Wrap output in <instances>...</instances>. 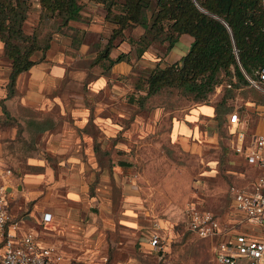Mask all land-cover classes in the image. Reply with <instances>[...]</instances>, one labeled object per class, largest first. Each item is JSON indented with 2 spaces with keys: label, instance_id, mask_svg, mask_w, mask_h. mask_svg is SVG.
<instances>
[{
  "label": "rangeland",
  "instance_id": "374dc122",
  "mask_svg": "<svg viewBox=\"0 0 264 264\" xmlns=\"http://www.w3.org/2000/svg\"><path fill=\"white\" fill-rule=\"evenodd\" d=\"M114 1L119 3L122 0ZM29 2L30 8L24 24L25 33L36 32L44 44L51 41L56 32H70L59 16L43 18L42 6L38 0ZM81 2V11H87L89 1ZM118 9V5L112 6L114 12ZM137 34L136 29L131 30L132 37H137ZM188 37L193 40L191 36ZM82 38L78 39L81 41ZM103 48L88 56L84 55L88 58L82 64L87 68L88 64L90 67L95 66L99 73H105L107 69L101 71L99 68L102 64L103 69L109 66L108 61L99 57ZM165 50V44L154 45L140 58H136L135 51L131 48L123 58L131 69L123 78L125 80L118 78L122 80L121 88L115 89V92L128 96L135 94V102L130 103L125 97L110 99L109 96L107 100L102 96L101 99L97 98L98 101L90 102L91 109L101 115L100 118L96 117L100 122L99 127L89 130L95 142L94 157L97 162L88 163V169L86 168L87 183L90 184L88 190L80 189L86 177H80L78 183L74 184L76 196L72 194L71 186L67 183L70 175L64 172L55 175L54 179L43 180L36 186H31L27 181L31 175L27 172H40L43 167L30 165L42 166V163H36L40 159L44 161L45 167L57 169L56 154L46 145L44 136L38 137L31 131L35 129V125H21L15 117L0 115V187H5L8 209L12 216L31 226L35 225V217L51 215V210L59 208L69 210L75 207L79 218L82 213L85 215L88 212L87 219L79 220L83 225L100 224L101 214L110 215V226H114V231L111 233L106 230L105 239L109 245L103 248L104 256L98 260L102 264H119L126 258L156 262L157 258L152 253L148 254L151 248L149 238L155 230L160 234L165 254L161 264H220L212 252L215 242L200 238L187 229L184 209L189 205L209 209L228 228L235 220V213L230 205L229 188L232 185H248L253 179L254 170L232 148V138L228 133L234 129L236 122L231 125L226 122L221 125L216 123L215 141L204 145L199 151L183 149L172 137L171 123L182 118L197 104L215 108L224 93L222 86L210 94L206 103H194L176 89L162 90L159 94L146 98L143 103L136 99L144 95V92L134 90L145 78L143 71L157 63L160 66L169 64L164 61L167 55ZM41 55L38 51L33 58L42 59ZM0 63L5 72H9V61L4 56L3 49H0ZM92 77L94 75L89 78ZM55 93L61 97L66 108L75 103L76 95H83L82 103L88 104L86 81L80 85L62 81L60 85L57 84ZM262 102L264 95L247 85L234 91V97L228 100V104L233 106L232 111L243 116L244 121L242 123L238 119L240 124L235 128L236 131H247L246 135L251 137L262 129ZM63 120L71 123L69 118ZM81 167L85 171V166ZM61 177L63 181L59 180ZM61 183L65 186L59 187ZM127 184L138 186L139 192L136 204L130 207H124L122 202L121 188ZM69 197H74L75 203H71ZM123 208L130 212L122 214ZM131 210L136 214L134 218L140 222L136 232L130 229L133 218L127 216ZM91 213L98 217L90 220ZM26 229L29 228L26 226ZM110 239H116L117 244L113 246ZM53 246L59 249L56 245ZM58 251L63 254L60 249Z\"/></svg>",
  "mask_w": 264,
  "mask_h": 264
},
{
  "label": "crops",
  "instance_id": "0c3cea01",
  "mask_svg": "<svg viewBox=\"0 0 264 264\" xmlns=\"http://www.w3.org/2000/svg\"><path fill=\"white\" fill-rule=\"evenodd\" d=\"M81 14L79 20L68 22L66 28H68L70 34L54 33L49 49L45 53L41 52L42 59L37 60V63L19 74L14 94L9 97H7L9 72H5L0 63V115L7 117L2 111L1 102H3L9 113L7 118L15 117L21 125L28 126L30 123L35 125V129L31 131H34L38 137L44 136L46 145L56 154L55 164L57 169L45 167L44 161L39 159L36 163H42V166L40 164L30 166L37 168L40 166L43 167V170L40 172H27L31 175L30 178H27V181L31 183V186H36L38 182L54 179L55 175L64 172L70 175L67 178V183L71 186L70 191L74 196L77 193L74 191V184L78 183L80 177H86L80 189L86 188L88 190L90 188V184L87 183L88 171L86 168L88 169V163L94 164L97 162L94 157L95 142L89 130L93 127H99L100 122L97 118H100L101 115L99 116V112L91 109L90 102H96L102 96L105 100L108 96L110 99L115 100L123 97L128 98V95H121L115 92V89L121 88L122 80L118 78H125L131 69V66L124 59L114 63L110 68L106 66L103 69L104 65H100L101 71L107 69L105 73H99L95 66L90 67L88 64L87 68L85 64H82V61L88 58L84 55L93 54L105 46L113 25L105 20L102 4L89 1L88 10L81 11ZM136 31L138 34L142 33V29L139 27ZM75 35L77 36L75 37ZM188 36L190 35L180 36L171 50L167 52L164 61L175 62L187 53L190 42H192ZM81 37L83 38L80 41L78 38L81 39ZM0 49H3L1 41ZM130 49L131 47L126 40L121 41L111 50L110 56L115 58L121 53L127 54ZM90 75H94V77L89 78ZM62 81L67 83L71 81L78 85L86 81L88 104L84 105L82 103L83 95H76L73 105H70L69 108L63 106L61 97L55 93L57 84L60 85ZM214 114L215 110L210 105L197 104L191 107L182 118L171 123L172 137L183 149L199 151L204 145L214 142L217 137L215 133L217 122L214 120ZM231 114L225 116L228 124ZM65 118H69L71 123H65L66 120H63ZM237 118L244 123L243 116L237 114ZM240 122L236 121L237 124L233 128L239 126ZM24 130L28 131L29 129ZM253 136L248 137L252 138ZM81 166H85V171ZM62 179L63 177L59 180ZM62 186L65 185L61 183L59 187ZM138 193V186L134 184L124 185L121 188L123 206L135 205ZM68 199L71 203H75L76 199L74 197ZM50 212L49 221L43 220V216L42 218L35 217L33 224L37 226H28L25 221L19 220L18 233H32L35 243L39 247L56 245L63 253L64 258L72 264H88V261L90 264H102L98 260L104 256L103 248L109 245V242L105 239L106 230L111 233L114 231V226H110L112 223L110 215L101 214L102 222L100 224L83 225L81 221L87 219L88 212L85 215L82 213L80 215L81 219L78 217L75 207H71L69 210L59 208ZM128 212H130L129 209H122V214ZM134 214L135 212L131 210V213L127 216L133 218V225L130 226V229L136 232L140 227V222L134 218ZM97 217L98 215L93 213L89 215L90 220ZM79 220L81 221L79 222ZM25 225L29 229H26ZM109 241L113 246L118 242L116 239H110ZM210 242L213 243V240H210ZM150 247L148 254H153L157 258L153 246L150 245ZM213 251L214 245L212 247ZM125 261H131L135 264L152 263V261L147 260L137 261L134 258H126L120 261L119 264Z\"/></svg>",
  "mask_w": 264,
  "mask_h": 264
},
{
  "label": "trees",
  "instance_id": "16d2710c",
  "mask_svg": "<svg viewBox=\"0 0 264 264\" xmlns=\"http://www.w3.org/2000/svg\"><path fill=\"white\" fill-rule=\"evenodd\" d=\"M88 1L102 4L105 20L113 25L99 56L108 61L109 66L125 57L122 53L115 58L110 56L111 50L124 40L134 49L136 58H140L154 45L165 44L167 53L180 36L187 34L193 38L189 50L179 60L165 66L157 63L143 71V82L134 88L136 92H144L141 98H136L140 103L165 89L179 90L194 103H206L210 94L222 86V99L214 108V120L221 125L226 122L225 116L234 112L233 106L228 104L234 91L246 85L250 87L244 74L253 76L255 69L264 67V6L261 0ZM38 2L43 18L59 16L63 25L80 19L81 0ZM113 5L119 6L118 11L112 10ZM29 8V0H0V41L9 61L7 97L14 94L19 74L37 63L33 58L35 53H45L50 47V41L42 44L36 32L25 33ZM138 27L142 33L132 37L131 30ZM131 95L128 101L133 103L135 94ZM1 106L8 117L3 102ZM232 123L229 119V125ZM235 128L228 133L232 139L237 132Z\"/></svg>",
  "mask_w": 264,
  "mask_h": 264
},
{
  "label": "built area",
  "instance_id": "2783aa9c",
  "mask_svg": "<svg viewBox=\"0 0 264 264\" xmlns=\"http://www.w3.org/2000/svg\"><path fill=\"white\" fill-rule=\"evenodd\" d=\"M261 3L264 6V0ZM244 75L250 87L264 93V67L255 69L253 76ZM237 120V114H231L230 122ZM231 142L234 152L254 170L248 185L229 188L234 222L227 228L213 211L193 205L184 209V222L189 231L215 242L214 258L220 264H264V127L252 138L237 131ZM50 216L45 214L43 220ZM19 223L9 212L5 187H0V264H72L56 247L37 246L32 233L19 234ZM150 242L157 253L151 264H161L165 254L157 231Z\"/></svg>",
  "mask_w": 264,
  "mask_h": 264
}]
</instances>
